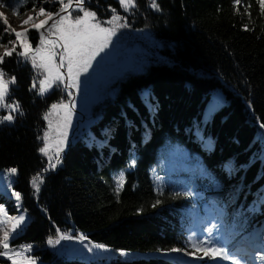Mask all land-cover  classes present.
<instances>
[{
	"label": "trees",
	"instance_id": "obj_1",
	"mask_svg": "<svg viewBox=\"0 0 264 264\" xmlns=\"http://www.w3.org/2000/svg\"><path fill=\"white\" fill-rule=\"evenodd\" d=\"M4 2L0 13L17 18L59 7L50 0ZM156 3L161 11L136 0L125 12L118 0H86L101 21L111 18L109 6L126 17L135 44L152 40L150 63L108 97L97 124L73 131L55 169L39 149L49 131L44 117L58 101L38 94L43 76L30 63L14 54L0 65L6 80L16 77L5 102L18 101L23 110L0 123V206L25 215L9 246L32 245L25 255L36 264H215L198 259L202 252L187 255L204 239L193 228L206 220L210 200L223 208L229 238L258 233L264 242V11L258 0ZM14 38L0 19V44ZM8 111L0 108V117ZM13 167L17 172L7 175ZM38 175L37 192L31 181ZM12 189L21 193L19 210ZM59 232L88 239L63 240L58 256L47 240ZM96 244L110 254H98ZM0 264L12 262L0 257Z\"/></svg>",
	"mask_w": 264,
	"mask_h": 264
},
{
	"label": "snow or ice",
	"instance_id": "obj_2",
	"mask_svg": "<svg viewBox=\"0 0 264 264\" xmlns=\"http://www.w3.org/2000/svg\"><path fill=\"white\" fill-rule=\"evenodd\" d=\"M42 2H47V0H42ZM56 3L59 5L57 11H47L44 7H40L35 17L29 16L23 22L25 25L30 24L31 29H34L38 34V46L35 48L31 46L28 40V30L26 29L24 32L16 31L11 27L4 13H0V19H2L4 25V33L14 35L15 37L8 41L11 47L0 44V47L4 49L3 54L0 55V65L4 64L6 58L12 57L15 54L19 58L17 62L21 60L30 62L33 68L42 70L43 79L39 80V95L43 96L53 86H56L57 88L62 87L70 98L66 101L62 100L58 103H53L44 117L48 121L50 131L43 137L47 143L39 151L48 156V168L50 169H55L62 162L60 154L67 143L68 130L71 127L72 115L75 108V100L72 98L73 92L71 90L75 89L79 93L81 76L88 73L97 57L109 49L113 43V38L117 35V31L120 28L130 27L127 18H122L111 6H109L113 13L111 18L101 21L95 11H91L85 7L86 0H56ZM118 3L125 12L137 7L136 0H118ZM235 3L238 5L240 0H235ZM258 3L260 9L264 11V0H258ZM5 6L9 5L4 0H0V7ZM149 7L156 11H161L160 5L156 3V0H149ZM13 11H16L14 7ZM74 11L77 13L75 18L72 15ZM17 14L19 13L17 12ZM50 21L51 23H49ZM22 36L25 38L23 42H21ZM18 48L20 50H17ZM5 75L4 69L0 67V108L9 110L7 115L0 117V123L14 121L15 116L13 113L15 112L23 115V110L20 108L18 101L14 100L12 103L5 102V98L8 95V85L16 83L15 76L6 80ZM32 88H37L36 81H33ZM53 114L60 117L55 125L50 118ZM53 147L55 148V152L49 155ZM134 165L135 159L133 158L130 161V166ZM48 168L45 171H48ZM16 172L17 169L13 167L8 169L6 174L12 175ZM42 182L43 180L39 175L31 181L37 192ZM124 183L125 178L123 173H121L117 182V194L123 189ZM7 187L12 188V185L9 183ZM11 196L15 198L17 202L16 206L19 210L20 202L22 201L21 193L12 189ZM159 203L160 201L157 200L153 207H156ZM24 223L25 215H9L5 208L0 206V228L3 231L2 239H0V248L3 250H0V257H7L12 264H36V261L31 256L25 255V253L32 251V245L23 246L19 250L10 249L9 246L10 232L15 233ZM215 227L214 225L212 228L206 229L210 236ZM74 238L79 239L82 243L88 239L83 234L79 237H73L59 232L58 238H49L47 243L55 246L61 240ZM85 247L88 246L85 245ZM95 247L103 249L105 246L96 244ZM191 248L195 251H189L187 255L195 257L198 252H202L203 256L197 257L201 260L204 257H208L210 261L218 264L219 258V260H232V264H241L239 257L230 253L225 247L213 244L211 239L207 242H193ZM88 250L92 251V248L89 247ZM171 251L180 252L182 250L174 248ZM258 259L264 262V255H261Z\"/></svg>",
	"mask_w": 264,
	"mask_h": 264
},
{
	"label": "rangeland",
	"instance_id": "obj_3",
	"mask_svg": "<svg viewBox=\"0 0 264 264\" xmlns=\"http://www.w3.org/2000/svg\"><path fill=\"white\" fill-rule=\"evenodd\" d=\"M50 1L56 2V0ZM37 12H39V9L31 11L21 18L14 17L13 15H10L8 13H4L9 21V24L16 31L24 32L27 29L28 38H30L29 33L34 31L32 37L37 40L35 41V45L33 46V48L38 46V34L34 29H31L30 24L25 25L23 22L24 20H27L29 16L35 17ZM49 23H51V21ZM137 38L138 37L135 34H132L130 36L128 32H125L124 28H120L117 31L116 37L113 38V43L109 47V49H107L105 52L101 53L99 57H97L96 61L93 62V67L89 69L88 73L81 76V88L79 93H77L75 89L71 90L73 92L72 98H74L75 100V108L72 115L71 127L68 130V138L66 144H69V142L72 141L75 133L73 131L75 129H78L79 127H85V130H87L88 128H91L93 125L97 124L98 119H100V117L103 115V106L106 100L108 99V97L116 95L119 85H121L131 76L143 73L145 71L147 65L150 63L149 55L146 54V52H149L147 51V48L152 47L153 42L152 40L147 38L144 39L143 42L135 44L133 41H136ZM24 39L25 38H23L22 36L21 42H23ZM28 40L30 41V43L32 42V40ZM142 44L144 45V49ZM7 46L11 47L10 44H8ZM3 50V47H0V55L3 54ZM40 72L42 73V70H40ZM56 89L57 94L53 96V99L59 102L64 100V98L66 100L70 99L67 92L62 87L57 88L56 86H53V88L45 94H51L53 90ZM50 118L55 125L60 117L56 114H53ZM91 118L92 121H90ZM197 137L200 139L201 135L198 134ZM45 143H47V141H45ZM205 143L209 147L211 146L210 142L206 141ZM54 152L55 148L53 147L50 150L49 155L54 154ZM62 153L63 151L60 155H62ZM44 156L48 157L45 154ZM205 210L207 214V220L205 221V224L209 228H212L214 225L216 227L213 228V232L210 236L208 232H203L201 230V228L199 227L201 223H197L194 228L195 233L203 234L204 236L211 239L212 243L216 244V242L218 241L222 247H226V241L224 239L225 225L221 221V218L224 215L222 208L217 206L213 201H210L209 204L205 207ZM2 236L3 231L2 228H0V239H2ZM10 237L11 232L9 234V238ZM258 251L259 253L256 254L257 257L264 255L261 247L258 248ZM96 252L100 255H106L108 253V251L102 249H96ZM218 264L225 263L224 261L218 260ZM229 264H232V260H229ZM253 264H264V262H262L260 259H257V261H255V263Z\"/></svg>",
	"mask_w": 264,
	"mask_h": 264
},
{
	"label": "flooded vegetation",
	"instance_id": "obj_4",
	"mask_svg": "<svg viewBox=\"0 0 264 264\" xmlns=\"http://www.w3.org/2000/svg\"><path fill=\"white\" fill-rule=\"evenodd\" d=\"M55 94H57V89L56 90H53V92L50 94H46V97H52L53 98V96L55 95ZM64 100H66L65 98H64ZM59 102V101H58Z\"/></svg>",
	"mask_w": 264,
	"mask_h": 264
},
{
	"label": "bare ground",
	"instance_id": "obj_5",
	"mask_svg": "<svg viewBox=\"0 0 264 264\" xmlns=\"http://www.w3.org/2000/svg\"><path fill=\"white\" fill-rule=\"evenodd\" d=\"M60 246H61V243H60ZM252 260H253L252 263H254V260H255V259H252Z\"/></svg>",
	"mask_w": 264,
	"mask_h": 264
},
{
	"label": "water",
	"instance_id": "obj_6",
	"mask_svg": "<svg viewBox=\"0 0 264 264\" xmlns=\"http://www.w3.org/2000/svg\"><path fill=\"white\" fill-rule=\"evenodd\" d=\"M44 154V153H43ZM59 250V249H58Z\"/></svg>",
	"mask_w": 264,
	"mask_h": 264
}]
</instances>
